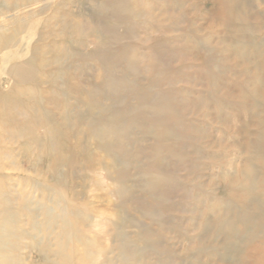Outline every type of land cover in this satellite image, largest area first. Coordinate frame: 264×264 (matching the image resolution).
<instances>
[{"label":"bare ground","instance_id":"obj_1","mask_svg":"<svg viewBox=\"0 0 264 264\" xmlns=\"http://www.w3.org/2000/svg\"><path fill=\"white\" fill-rule=\"evenodd\" d=\"M1 1L6 6L5 9L9 12V15L6 19L0 21V76L2 77L1 80L3 84L8 85L9 89L8 91L0 90V128L3 130L8 129V131H3L4 134L6 135L5 132H7L15 140H23L25 144L34 145L39 148L44 147L45 162L47 163L50 160L55 162V167L53 168L45 163L44 169L50 173V175H55L58 168L69 158V153H74L76 155V152L79 151L77 148H74L71 152L65 151L64 145L59 141L61 129L53 114L48 111L49 106L55 103V97H61L63 100L61 103V110L64 111L63 113L65 114L67 126L71 127L72 123H76L77 125L86 124L89 128L95 152L105 154V157L110 161V165L105 168V176L106 179L111 182V185L103 189L111 200L114 198L117 200L118 206L116 205V207L120 209V215H118L117 218L113 215V217L111 216V218L107 219L104 218L106 217L104 215L99 216L97 213H94L88 204L77 205L72 198L67 197L63 199L59 184L53 187V190L57 192L61 199L66 201L68 205V214L66 212L63 213V211L61 214L55 215L53 214V209L49 206L50 202L48 200V193L51 188L48 184L39 180V176L32 177L30 175L24 178L25 180L20 183L18 180L17 183H15L14 180H10L11 184L9 183L6 186V182L3 178L4 174L1 172L3 168L0 167V183L5 182L3 183V189L0 188V264H27L24 257L25 253L22 249V242L26 239L30 240L32 243L37 237L39 225L36 220L37 213L35 212V208L42 212L41 214L48 225L56 224L58 226L57 231L55 230L51 237L44 239L46 242L48 241V244H45L41 250L51 263L116 264L113 257L108 254L105 255V250L107 248L100 245L99 238L91 239L88 237V234H93L96 230L101 232V227H99L98 223L105 219L103 224L110 225L114 232L115 240L113 238V241L120 242L119 248L117 246L115 247L118 248L117 252L120 258V264H138L137 256L142 250L140 251L138 248H135L137 250L135 253H132L130 251V244H143L145 247H149V244H156L163 236L156 234V231L150 226H142L139 222L131 223V225L136 226V228L140 230L137 235L133 236L126 230H123L126 223L129 222L127 215L128 206L131 204L140 206L141 201L135 197L134 191L127 186L128 182L132 180L127 170L119 169L121 165L120 156L122 154L124 156L129 146V140L126 138L125 131L132 127V125L138 126L154 141L155 145L151 148L152 152L147 158L149 161L148 164L138 168V175L142 177V182L138 185V188L141 192L150 196H153L158 190L163 193L171 191L175 181L169 171L167 172L164 170L166 168L165 155L170 154L175 157H182L183 152L180 151L182 147L180 143L186 139L183 132L188 130L193 135L199 131L196 127L187 124L184 118L185 114L182 116V114L177 111L175 103L176 90L174 91V88H171L170 85L169 88L167 86V89L165 87L163 89L164 82L167 84V81H171V77H169L170 75L168 74L170 68L167 67L168 65L164 61V52L162 50L164 44L157 43V47L161 48L158 55L153 54L152 48L150 47L152 51L150 54L148 52L140 53V45H142L145 40L139 38L138 31L141 28L148 31V29H153L155 27L160 30H167L169 28L176 32L179 30L178 25L180 23L181 14L176 16V12L172 13L171 11L173 10H168L165 0H101L102 10L107 14L111 13L113 15V27L125 28L124 39L128 40L130 44L128 49H124L121 53L116 54V57H114L115 54L111 55L110 53L108 59L104 60L109 64L115 63L126 67L132 78H134L131 81L127 78L119 80L111 74L103 78L101 89L99 86H96L98 85L100 76L98 75V71H95L92 76L95 83L94 86L90 87V91L97 95L98 93L100 94L102 90L107 89V91H110L112 95L117 97V102L123 104V106L112 108L108 111L106 117H93L83 111L82 100L75 98L70 102L67 100L66 94L59 93L62 90L59 82L67 75L75 76L74 80L81 79V66L88 61H90L94 67L97 65L99 67L100 63L103 62L102 57H105L104 55L101 56L100 52L101 44L98 37L99 32L96 30L91 31L90 36L94 41H88L87 45L89 52L86 54L84 52L86 41L85 33L77 16L73 15L76 19H74L70 25L60 24V27H58L56 24L58 21L57 15L63 13L64 8L61 4L55 5L53 7V14L51 15L52 20L49 25L53 32L54 39L50 45L51 56L47 57L48 53L43 50L42 46V36L37 32L45 25L43 13L45 10H49L51 5L47 4V2L44 5H40L37 1L36 5H32L31 2L33 0H12L13 2L8 6L5 4L4 0ZM228 1L229 0H227V2ZM2 3L0 5H2ZM260 3L262 2H259V4ZM158 5L163 7L161 15L155 13L156 10H159ZM229 10L228 13L233 12L232 9ZM241 14L242 13H237L235 17L233 16L232 19L229 18L230 21H228H233L235 28L237 27L234 29L233 33L231 31L234 36L233 41L231 42V38L229 37V39L225 38L227 34L225 37L222 34L223 37L218 39V45L223 47L222 50H219L220 56L223 57L226 53L233 54L240 62L249 66L245 72L248 74L246 75L249 79L245 86L246 91L241 95V100L243 99V103L248 107L249 111L252 112L251 114L255 113L254 115H249V118L252 120L251 123L249 122L244 126L248 135L250 137L253 136L244 147L245 152L252 155L253 161L247 162L240 175L238 173L237 176H233V179L230 181L223 176V172L227 170L226 165L228 163H223V158L219 161L220 163H217L222 172L221 176L226 189H231L236 194L238 200L243 203L241 206L235 207V209L224 210L225 217L231 215L229 214L230 211H237V213L239 212V215L242 216L241 219H239L240 216L228 219L226 222L218 225V230L219 232L223 231V245L227 246L225 250L229 254L228 257H232L236 264H264V61L262 60V57H264V36L262 34L263 37H260L261 41L259 44L253 45V49L255 50V61H249V50L246 46L247 43H250L249 31L252 32V29H250V24L243 23ZM163 16H166V18L162 19ZM184 17H181V20ZM230 17L232 16L230 15ZM252 17L250 16V18ZM258 17L260 18V16H256L253 19L255 20V18ZM33 19H36V21L33 22ZM197 20L201 19H196L195 17V21ZM205 23L207 22H203V24ZM233 24L231 26H233ZM260 25H258V27ZM192 26L193 25L190 24V27L188 26L189 30L187 31L194 32ZM71 27L76 33L75 40H72L69 33ZM261 28H263L262 25ZM57 30L60 31L59 35H56L58 34ZM110 32L111 31H108V34L105 32V35H103L107 37L108 42L112 40V38L108 36ZM183 34H181V36ZM256 34L258 33L256 32ZM91 38H89V40ZM184 38L186 37L184 36ZM217 38H219V35ZM177 39L178 38L174 40ZM195 39L196 40L193 38L195 42H198L197 38ZM190 40L192 41L191 38ZM211 40L212 39L209 41ZM202 41L204 43L205 40ZM167 42H170V39H168ZM195 42H193V44ZM172 43L171 40L170 44ZM199 44H201V42L198 43V45ZM211 52H214L213 48ZM168 58L167 56V60ZM213 62L215 61L213 60ZM218 62L220 63V61ZM251 64L252 66H250ZM201 65L202 64H200V66ZM213 66H215V68H213L217 72L222 70L219 64ZM48 67L52 70L51 74L53 78L50 86L52 90L47 92H51L48 94L52 95L50 99H47L46 93L42 91L46 83L44 74L46 70H48ZM253 71L255 75H252ZM213 73L214 72H212L211 75ZM223 73L224 72H222V74ZM198 78L199 77H197V79ZM203 78H205V76ZM143 83L147 85V88L142 85ZM222 85L224 84L222 83L221 86ZM25 88H27L30 92L29 94H32L33 98L36 99L35 105H32L33 103H31L30 100L24 98V95H27ZM213 88H217L216 83H214ZM225 88L227 89L228 87ZM80 90L82 89H78V93ZM217 90L220 91V89ZM232 90L231 87V91ZM120 92L128 93L127 98H130V101H134L135 104L132 106L127 104L124 101L125 98L120 96ZM213 95L216 94L214 93ZM212 99L214 98H211V100ZM219 99L220 98H218V100ZM222 99L223 98H221V101L223 103L224 100ZM236 99L239 103L240 100H238L237 96ZM219 102L215 103L217 104ZM195 103L196 107L197 105L201 106L202 99L198 98ZM229 105L228 109L231 107ZM221 106L222 105L218 107L219 111L215 109L219 112L218 114L215 110H212L210 113L208 112V116L212 118V121L223 118L225 107L223 108V106ZM179 110L181 111V109ZM248 114L250 113L246 112V116ZM70 115H73V119L70 118ZM213 115L218 116L213 117ZM250 129H253V132H250ZM220 144L224 148L225 139L221 138ZM3 150V148L0 149V159ZM195 150L198 154H202V148L198 147ZM95 152L94 150H89L86 154L88 165L92 168L96 166ZM209 157L211 158L213 156L209 155ZM257 163L263 169L262 174H258L255 169ZM28 185H38L39 187L32 189L31 187L28 188ZM37 189L42 191L39 198L38 195L34 196V191ZM256 195L260 196L258 200L254 199ZM15 196H18V198H15ZM247 201L249 203H246ZM21 211L24 212L22 216L25 215L27 217L25 220H21ZM150 212L151 211H147L146 215L151 216ZM68 215L77 221H69ZM115 216H117V213ZM87 221L92 222V224L86 227L84 225V229H77V225H80L79 222L84 223ZM170 230H173V228L171 227ZM175 230L178 238L184 233L183 230H180L178 227H176ZM98 234H96V237H99ZM186 235L185 233L184 237ZM186 238V252L194 254V258L199 257L200 254L207 253L206 255H211L212 249L199 248L195 240L188 236ZM197 239L201 240L200 236ZM105 240L106 245L109 244V238ZM229 240L238 242L229 244L227 243ZM158 247L161 248L159 245ZM46 257L43 260L44 262H47Z\"/></svg>","mask_w":264,"mask_h":264},{"label":"rangeland","instance_id":"obj_2","mask_svg":"<svg viewBox=\"0 0 264 264\" xmlns=\"http://www.w3.org/2000/svg\"><path fill=\"white\" fill-rule=\"evenodd\" d=\"M36 1L40 5H44L46 2L51 5V8L45 10L43 13L45 25L37 32L42 36V46L43 50L48 53L47 57L51 56L50 45L54 39L53 32L49 25L52 20L51 15L53 14V7L55 5L61 4L64 8L63 13L57 15L58 21L56 24L58 27H60V24L70 25L74 19H76L74 16H77L85 33L86 41L84 52L86 54L89 52L87 43L88 41L92 42L93 40L90 36L91 31L96 30L99 32L98 37L101 44L100 52L101 56H105L102 57L103 62L100 63L99 67L98 65L94 67L90 61L86 62L81 66V79L79 80H74L75 76H64L59 82L62 88L59 93L66 94L67 100L70 102L75 98L82 100L83 111L93 117H106L108 111L112 108L123 106V104L117 102V97L112 95L107 89L102 90L100 94L98 93L96 95L90 91V87L94 86L95 83L92 78L95 71H98V75L100 76L98 85L96 86H99L101 89L102 80L108 75L112 74L119 80L127 78L131 81L134 78H132L126 67L115 63L109 64L104 60L108 59L110 53L111 55L115 54L114 57H116V54L129 48L130 44L128 40L124 39L125 28L113 27V15L111 13L107 14L102 10L101 0H33L31 4L36 5ZM257 1L262 3L259 4ZM4 2L9 6L13 1L4 0ZM165 2L167 3L168 10H173L171 11L172 13L176 12V16H179L180 14L181 17L185 16V19L182 18L181 20L180 17V23L178 25L179 30L176 32L169 28L167 30H160L154 27L153 29H148V31L143 28L139 29V38L145 40L142 45H140L141 48L139 50H141L140 53L148 52L150 54V52L153 51V54L158 55L161 48L157 47V45L159 43L164 44V47H162L164 61L168 65L167 67L170 68L168 74L170 75L169 77H171V81H167V84L164 82L163 89L164 87L167 89V86L168 88L171 86V88H174V91L176 90L175 103L177 111H179L182 116L185 114L184 118L186 119L187 124L196 127L199 131L193 135L188 130L183 132L186 139L180 143V145H182L180 149V151L183 152L182 157H175L170 154L165 155L166 168L164 170L167 172L169 171L175 181L171 191L163 193L158 190L153 196H150L144 194L138 188V185L142 182V177L138 175V168L148 164L149 161L147 158L152 152L151 148L155 145L154 141L138 126L132 125V127L126 129L125 135L127 140H129V146L126 149L124 156L123 154L120 156L121 165L119 169L127 170V173L132 178L127 186L134 191L135 197L141 201L140 206L135 204L128 206L129 209L127 210V215L129 222L126 223L123 230H126L135 236L140 230L136 228V226L131 225V223L139 222L142 226H150L156 231V234L163 236L156 244H149V247H145L143 244H130V251L132 253H135L137 250L135 248H138L140 251L142 250L137 256L138 264H236L232 257H228L229 254L225 250V247L227 246L223 245L224 242H222L224 234L223 231L219 232L218 225L226 222L228 219L238 216H240L239 219H241L242 216L239 215V212L237 213V211H230L229 214L231 215L225 217L224 210L235 209V207L241 206L243 203L238 200L236 194L231 189H226L221 176L222 172L217 163H220L219 161H221L222 158L223 163H228L226 165L227 170L223 172V176L230 181L233 179V176H237L238 173L240 175L247 162L253 161L252 155L245 152L244 149L247 142L252 139L253 136L250 137L248 135L244 126L249 122L251 123L252 120L249 118V115H254L255 113L251 114L252 112L249 111L248 107L243 103V99L241 100V95L245 93V86L249 79L247 76L248 74L245 73L249 66L247 64L244 65L245 63L240 62V60L234 57L233 54L226 53L227 55L224 54L223 57L220 56L221 54L219 53V50H222L223 47L218 45V39L223 36L225 37L227 34L225 38H231L230 41H233L234 36L232 33L237 27L235 28L233 21H228H230L233 16L235 17L237 13H242L243 23L250 24V29H252V32L249 31L250 43H247L246 46L249 50V61H255V50L253 49V45L259 44L261 38L264 36V5H262L264 4V0H229L228 2L227 0H183V2L182 0H165ZM1 3L2 1L0 0V4ZM5 7L4 3L0 5V21L6 19L9 15V12ZM158 8L159 10H156L155 13L161 15L163 7L159 6ZM229 9H232L233 12H235L228 13ZM230 15L232 17H230ZM250 16L253 17L250 18ZM256 16H260V18L258 17L254 20L253 18ZM195 17L196 19L198 18L201 20L195 21ZM165 18L166 16L162 17V19ZM203 18L207 20H204ZM256 19L261 22H258ZM32 21L35 22L36 19H33ZM203 22L207 23L203 24ZM231 23L234 27L231 26ZM190 24L193 25L194 32L187 31L189 30ZM260 24L263 28H261ZM258 25H260V28ZM228 29L231 30L229 31ZM108 31H111L108 35L112 38L110 42L107 41L106 36H103L105 35V32L107 33ZM256 32L258 34H256ZM57 33L58 34L56 35H59L60 31L57 30ZM69 33L72 40H75L76 33L72 27L70 28ZM180 33L185 34H183L182 37ZM218 35L219 38H217ZM184 36L186 38H184ZM192 36L194 40L197 38L198 42H195ZM89 38L91 39L89 40ZM176 38L178 39L174 40ZM168 39H170V42H167ZM210 39L212 40L209 41ZM171 40L173 42L172 44H170ZM202 40H205L204 43ZM193 42L195 43L193 44ZM200 42L201 44L198 45ZM149 47L152 48V51ZM212 48L214 52H211ZM167 52L170 53L168 54ZM167 56L169 57L168 60ZM213 60L215 62H213ZM262 60L264 61V57H262ZM218 61H220V63ZM200 64L202 65L200 66ZM216 64L221 65V67L219 66L220 69H222L220 72H217L214 69L215 66L213 65ZM250 66H252V64ZM51 71L52 70L48 67V70H46L44 74L46 83L43 86L42 91L46 93L47 99H50L52 96L48 95L51 92L47 93L49 90H52L50 87L53 79ZM212 72L214 73L211 75ZM222 72L224 73L222 74ZM252 73V75H255L254 71ZM204 76L205 78H203ZM197 77L199 78L197 79ZM1 79L2 77L0 76V90L8 91V85L3 84ZM214 83L217 84V88H213ZM219 83H223L224 85L221 86ZM142 85L147 88V85L144 83ZM225 87L228 88L226 89ZM231 87L233 92L231 91ZM25 89L27 95H24V98L30 100L31 103H33L32 105H35L36 99L33 98L32 94H29L30 92L27 88ZM78 89L82 90L78 93ZM217 89H220V91ZM214 93L216 95H213ZM120 96L125 98L124 101L127 104H130L131 106L135 104L134 101H130V98H127L128 93L120 92ZM236 96L238 97V100H240L239 103ZM198 98L202 99V105H197L196 107L195 101ZM211 98H214L212 99L213 101ZM218 98L220 99L218 100ZM221 98L224 100L223 103ZM62 102V98L56 96L55 103L49 106L48 111L53 114L59 128L61 129V137L59 141L64 145L65 151L71 152L74 148H77L79 151L76 152V155L74 153H69V158L58 168L57 173L55 175H50V173L44 169V165L48 164L53 168L55 167V162L53 160H50L47 163L45 162L44 147L39 148L34 145L25 144L23 140H15L7 132H5L6 135L4 134L3 131H8V129L3 130L0 128V149H4L1 153L0 167L3 168L1 172L4 174L3 178L6 182L0 183V188L3 189V183H5L6 186L9 183L11 184L10 180H14L15 183H17L18 180L20 183L25 180L24 178L30 175L32 177L39 176V180H42L51 188L48 193V200L50 202L49 206L53 209V214L58 215L63 211V213H67L68 205L63 199L68 197L72 198L77 205L88 204L93 212L97 213L99 216L104 215L106 216L104 218L108 219L114 215V217L117 218L118 215H120V209L116 207V205L118 206V202L115 198L111 200L103 189L104 187L111 185V182L107 180L105 176V168L110 165V161L105 157V154L95 152L89 128L86 124L77 125L76 123H72L71 127L67 126L65 114L63 113L64 111L61 110ZM215 102H219L220 104H216ZM220 105H222L223 108L225 107V113L223 114L224 119L220 118L212 121V118L208 116V112L210 113L215 109L218 110ZM228 105L231 106L229 109ZM179 109H181V111ZM216 110L215 112L218 114L219 112ZM246 112L250 114L246 116ZM217 116L213 115V117ZM70 118L73 119V115H70ZM250 132H253V129H250ZM221 138L225 139L224 148L220 144ZM198 147L202 148L201 155L195 150ZM89 150H94L95 152L96 166L94 168L90 167L87 162L86 154ZM209 155L213 157L210 158ZM255 169L258 174L263 173V169L258 163L255 165ZM57 184L60 185L63 199H61L57 192L53 190V187L57 186ZM34 186L28 185V188L31 187L32 189H35L39 187L38 185ZM41 192L42 191L38 189L35 190L34 196L38 195L39 198V195L42 194ZM259 197L260 196L256 195L254 199L258 200ZM15 198H18V196H15ZM246 203L249 202L247 201ZM36 210L37 209L35 208L39 231H37V237L34 242L31 243L30 240L26 239L22 242L25 261L27 264H53L46 256H44V253L41 250L45 244H48V241L46 242L44 239L51 237L53 232L55 230L57 231L58 226L56 224L48 225L47 221L41 214L42 212ZM147 211H151V216L146 215ZM116 213L117 216H115ZM23 214L24 212L21 211V220L27 218L25 215L22 216ZM68 217L69 221H77L69 215ZM103 222H105V219L98 223L99 227H101L100 231L102 233L96 230L93 234H88V237L91 239L99 238L100 245L107 248L105 250V255L108 254L115 259L114 261L116 264H120V258L117 252L120 242L113 241L115 235L112 228L110 225L103 224ZM79 223L80 225H77L78 230L84 229V225L86 227L92 224L90 221ZM171 227L173 230H170ZM176 227L184 232L183 235H180V238H178L175 233ZM185 233L187 235L184 237ZM96 234H98L99 237H96ZM187 236L195 240L199 248L212 249L211 255L208 256L206 255L207 253L200 254L199 257L194 258V254L186 252ZM199 236L201 240L197 239ZM107 238H109V244L106 245L105 239ZM236 242L238 241L229 240L227 243L234 244ZM158 245L161 248H159ZM116 246L118 248H115ZM45 257L47 262L43 261Z\"/></svg>","mask_w":264,"mask_h":264}]
</instances>
